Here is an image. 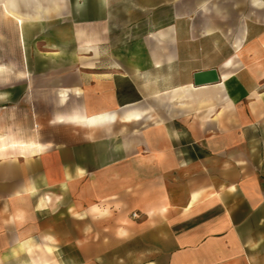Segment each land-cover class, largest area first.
I'll return each mask as SVG.
<instances>
[{
	"label": "crops",
	"instance_id": "0c3cea01",
	"mask_svg": "<svg viewBox=\"0 0 264 264\" xmlns=\"http://www.w3.org/2000/svg\"><path fill=\"white\" fill-rule=\"evenodd\" d=\"M0 264H264V0H0Z\"/></svg>",
	"mask_w": 264,
	"mask_h": 264
},
{
	"label": "water",
	"instance_id": "95a60500",
	"mask_svg": "<svg viewBox=\"0 0 264 264\" xmlns=\"http://www.w3.org/2000/svg\"><path fill=\"white\" fill-rule=\"evenodd\" d=\"M217 72L215 70L203 71L194 74L193 85L203 86L218 82Z\"/></svg>",
	"mask_w": 264,
	"mask_h": 264
},
{
	"label": "built area",
	"instance_id": "2783aa9c",
	"mask_svg": "<svg viewBox=\"0 0 264 264\" xmlns=\"http://www.w3.org/2000/svg\"><path fill=\"white\" fill-rule=\"evenodd\" d=\"M132 217L133 218H137V214H132Z\"/></svg>",
	"mask_w": 264,
	"mask_h": 264
},
{
	"label": "bare ground",
	"instance_id": "6f19581e",
	"mask_svg": "<svg viewBox=\"0 0 264 264\" xmlns=\"http://www.w3.org/2000/svg\"><path fill=\"white\" fill-rule=\"evenodd\" d=\"M133 115V114H132ZM112 118V117H111ZM134 118H135V116H134Z\"/></svg>",
	"mask_w": 264,
	"mask_h": 264
}]
</instances>
